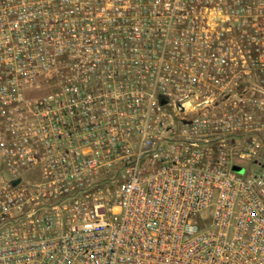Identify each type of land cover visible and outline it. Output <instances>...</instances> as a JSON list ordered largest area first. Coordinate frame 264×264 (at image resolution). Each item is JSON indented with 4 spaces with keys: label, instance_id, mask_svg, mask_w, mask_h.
Masks as SVG:
<instances>
[{
    "label": "built area",
    "instance_id": "2783aa9c",
    "mask_svg": "<svg viewBox=\"0 0 264 264\" xmlns=\"http://www.w3.org/2000/svg\"><path fill=\"white\" fill-rule=\"evenodd\" d=\"M0 171V264H264V0H0Z\"/></svg>",
    "mask_w": 264,
    "mask_h": 264
},
{
    "label": "rangeland",
    "instance_id": "374dc122",
    "mask_svg": "<svg viewBox=\"0 0 264 264\" xmlns=\"http://www.w3.org/2000/svg\"><path fill=\"white\" fill-rule=\"evenodd\" d=\"M242 168H243V167H242ZM252 171H254V168H252ZM260 171H261V170H259V171L256 172V173H260ZM245 172H246V167H244L243 173H239V174L244 175ZM7 180H8V175L5 174V173H1V171H0V186H2V184H3L4 182H6Z\"/></svg>",
    "mask_w": 264,
    "mask_h": 264
},
{
    "label": "water",
    "instance_id": "95a60500",
    "mask_svg": "<svg viewBox=\"0 0 264 264\" xmlns=\"http://www.w3.org/2000/svg\"><path fill=\"white\" fill-rule=\"evenodd\" d=\"M244 168L239 167V166H234L233 167V171L237 172V173H243Z\"/></svg>",
    "mask_w": 264,
    "mask_h": 264
}]
</instances>
